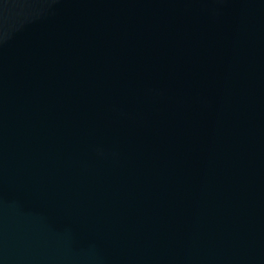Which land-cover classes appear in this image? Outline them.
Instances as JSON below:
<instances>
[{
	"label": "water",
	"instance_id": "obj_1",
	"mask_svg": "<svg viewBox=\"0 0 264 264\" xmlns=\"http://www.w3.org/2000/svg\"><path fill=\"white\" fill-rule=\"evenodd\" d=\"M0 264H264V0H0Z\"/></svg>",
	"mask_w": 264,
	"mask_h": 264
}]
</instances>
